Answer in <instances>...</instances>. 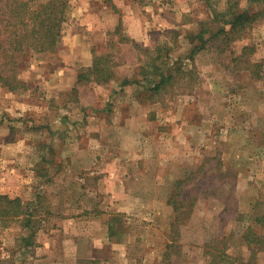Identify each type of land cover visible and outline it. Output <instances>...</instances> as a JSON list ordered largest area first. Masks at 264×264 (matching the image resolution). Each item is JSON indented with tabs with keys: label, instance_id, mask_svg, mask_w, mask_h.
I'll return each instance as SVG.
<instances>
[{
	"label": "rangeland",
	"instance_id": "374dc122",
	"mask_svg": "<svg viewBox=\"0 0 264 264\" xmlns=\"http://www.w3.org/2000/svg\"><path fill=\"white\" fill-rule=\"evenodd\" d=\"M192 1L188 13L172 10V19L197 22L194 31L206 30L207 40L222 25L215 14L234 3L259 16L240 39L209 40L194 61L188 28L155 31L156 44L138 47L122 24L110 45L92 50L94 60L114 55L121 81L156 56L157 46L171 67L193 72L166 93L142 92L140 121L106 113L105 90L94 83L54 97L43 83L62 65L57 51L32 57L23 73L28 89L0 87V194L31 204L37 222L27 246L31 230L22 221H0V264H210L206 244L219 236L227 237L236 264L247 263L252 252L244 234L253 227L264 236L254 220L264 215V0ZM251 62L263 64L259 78ZM185 179L178 200L192 202L193 211L174 229L169 202ZM116 216L118 233L111 236ZM258 258L264 264V251Z\"/></svg>",
	"mask_w": 264,
	"mask_h": 264
},
{
	"label": "trees",
	"instance_id": "16d2710c",
	"mask_svg": "<svg viewBox=\"0 0 264 264\" xmlns=\"http://www.w3.org/2000/svg\"><path fill=\"white\" fill-rule=\"evenodd\" d=\"M71 2V0H0V87L14 93L28 89L29 85L24 80L23 73L29 67L30 60L35 54L55 53L58 50L69 27L72 12ZM236 5L234 3L226 11L215 14L216 18H222V25L218 31L208 30L211 34L209 40H214L220 35H223L228 43L240 39L247 27L259 16V13L252 14L249 9L239 10ZM121 31L122 25L120 24L115 33ZM205 32L206 30H203L198 35L201 45H197L192 51L189 57L191 61H194L195 54L201 52L209 41L205 38ZM128 40L131 41L129 38ZM107 45H110V42ZM137 46L141 47L139 44ZM243 50L246 52L249 47L246 46ZM144 51L151 53L150 49ZM162 51L164 48L157 46L156 56L151 57L139 71L145 79H156L148 81L151 83L148 91L152 93L153 97L168 92L175 86L178 79L185 77L193 79L192 71L179 64L171 67L169 64L170 55L163 54ZM237 60L239 58L234 62ZM118 66L114 55L110 52L97 55L93 67L80 72L79 83H109L116 78ZM262 67V63L256 62H251L248 65V69L257 78L260 77ZM132 82L126 79L123 85ZM188 180L176 182L177 192L172 194L169 202L176 213L174 229L186 222L193 211L194 204L192 202L189 201L186 204V200H178ZM35 209L20 197L0 194V221L4 223L5 227L10 226L12 221H22L23 226L31 230L29 237L23 239L27 246L34 237L33 228L37 223ZM117 218L118 216L113 217L109 223L111 236L118 233ZM254 220L264 228V215L256 216ZM244 239L250 245L252 252L246 264H263L259 261L258 253L264 251V236L254 231L253 227H249L244 234ZM228 249L227 237L219 236L206 244L205 254L210 257V264H236L237 257L231 255Z\"/></svg>",
	"mask_w": 264,
	"mask_h": 264
},
{
	"label": "crops",
	"instance_id": "0c3cea01",
	"mask_svg": "<svg viewBox=\"0 0 264 264\" xmlns=\"http://www.w3.org/2000/svg\"><path fill=\"white\" fill-rule=\"evenodd\" d=\"M72 3L73 11L70 24L72 30L64 37L62 46L57 50L62 65L58 70L55 69V73L45 77L43 83L52 85L49 88L54 90L53 96L58 100L67 93L72 94L80 86V72L92 68L94 65L92 50L95 46L109 43L111 32L120 24H123V28L132 42L140 43L141 47L156 44L153 36L155 31L162 34L181 28L193 31H188L190 34L186 36V39L190 45H194V48L197 46L191 37L199 39L198 31H194L198 29L199 24L197 22L187 24L182 21L174 22L171 16L172 10L181 15L188 13L194 4L192 0H72ZM143 12H148L152 19H146ZM39 58H48V55L41 54ZM117 69L116 78L109 83L92 82L105 90L107 102L103 108L106 105L107 107L102 109L106 113L115 109L117 116L116 113L114 115L125 119L127 123L135 122V120L140 121L142 119L139 110L142 104L140 95L142 92H148L151 85L139 72L136 75L132 73L137 82L133 81L128 85H123L124 81L132 76L121 81V73L117 72ZM110 104L120 105L121 110ZM148 105L151 107L155 104L149 102ZM143 107L146 106L143 105ZM144 120L151 123L153 118L146 115ZM34 176L36 177V175Z\"/></svg>",
	"mask_w": 264,
	"mask_h": 264
}]
</instances>
